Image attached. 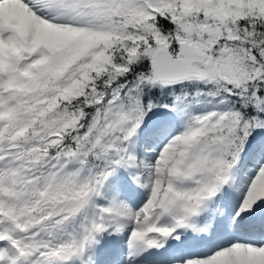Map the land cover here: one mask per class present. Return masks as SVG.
<instances>
[{"label":"snow or ice","instance_id":"snow-or-ice-1","mask_svg":"<svg viewBox=\"0 0 264 264\" xmlns=\"http://www.w3.org/2000/svg\"><path fill=\"white\" fill-rule=\"evenodd\" d=\"M0 264H264V0H0Z\"/></svg>","mask_w":264,"mask_h":264}]
</instances>
